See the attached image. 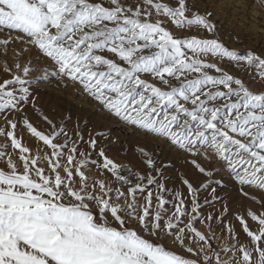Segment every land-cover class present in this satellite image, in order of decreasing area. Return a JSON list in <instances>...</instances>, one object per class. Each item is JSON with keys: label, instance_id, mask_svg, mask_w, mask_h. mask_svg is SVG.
<instances>
[{"label": "snow or ice", "instance_id": "obj_1", "mask_svg": "<svg viewBox=\"0 0 264 264\" xmlns=\"http://www.w3.org/2000/svg\"><path fill=\"white\" fill-rule=\"evenodd\" d=\"M215 15L190 0H0V48L34 51L37 79L78 85L189 166L173 181L145 148L144 174L118 164L103 133L70 134L37 105L31 57L5 62L0 264H264V90L251 88L264 52L231 50ZM227 182L258 207L204 214ZM217 229L231 241L219 250Z\"/></svg>", "mask_w": 264, "mask_h": 264}, {"label": "rangeland", "instance_id": "obj_2", "mask_svg": "<svg viewBox=\"0 0 264 264\" xmlns=\"http://www.w3.org/2000/svg\"><path fill=\"white\" fill-rule=\"evenodd\" d=\"M251 3L252 0H190L193 9L200 12L207 9L216 13L215 21L219 26L221 40L231 50H235L241 55L246 54L248 50L257 53L264 52V13H260L257 8L245 7V5H251ZM188 31L195 34L196 30L190 29ZM22 47V45L14 43L7 48H0V69L5 66V62L7 65H13L19 60L21 64H25L31 57L35 61L31 67L35 70L31 73L30 79L36 81L32 89L36 96L37 105L51 118L55 119L57 123L64 121L70 134L80 131L84 139L87 140L89 133L92 135H96L98 132L103 133V137L100 138V146L106 148L109 158L140 174L147 171L139 155L140 148H145L151 152L153 158L159 163L167 164L165 176L171 177L173 181L182 172L189 169L188 164L185 162L187 158L170 143L146 136L142 131L113 119L98 103L83 94L78 85L69 84V86L64 87L60 81L53 78L37 79L47 66V62L36 61L35 52L24 53L21 51ZM229 71L237 76L242 75L235 68L229 69ZM249 71L251 70L245 69V72ZM251 88L254 92L264 90V81L257 80L254 84H251ZM4 123L5 121L0 119V126H3ZM41 127H44V125H41ZM120 127H124L126 131H121ZM25 139L28 140L27 136ZM0 143H4L3 138H0ZM28 143L32 145L34 141L28 140ZM127 174L125 173V175ZM89 176L96 179L105 178L104 176H98L95 171L89 173ZM245 191L249 190L245 189ZM217 194L220 200L214 207H204L202 209L204 214L209 212L218 213L225 205L232 212L243 208L255 209L258 207V205L253 204L241 195L238 187L231 182H227L223 188H218ZM207 195L206 192L201 193V203ZM229 218H231V215ZM197 227L202 232H206L204 225H197ZM213 227L215 228V225ZM216 231L217 239L213 241V244L219 250L220 245L229 244L231 241L224 238L219 229ZM243 239L242 234L241 240Z\"/></svg>", "mask_w": 264, "mask_h": 264}, {"label": "bare ground", "instance_id": "obj_3", "mask_svg": "<svg viewBox=\"0 0 264 264\" xmlns=\"http://www.w3.org/2000/svg\"><path fill=\"white\" fill-rule=\"evenodd\" d=\"M120 130L121 131H126L124 127H120Z\"/></svg>", "mask_w": 264, "mask_h": 264}]
</instances>
